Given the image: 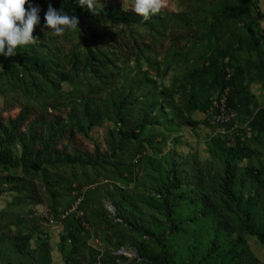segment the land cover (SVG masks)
<instances>
[{"label": "rangeland", "instance_id": "rangeland-1", "mask_svg": "<svg viewBox=\"0 0 264 264\" xmlns=\"http://www.w3.org/2000/svg\"><path fill=\"white\" fill-rule=\"evenodd\" d=\"M30 2L37 41L0 56V264H264V0H98L117 22L61 36L67 0Z\"/></svg>", "mask_w": 264, "mask_h": 264}, {"label": "clouds", "instance_id": "clouds-1", "mask_svg": "<svg viewBox=\"0 0 264 264\" xmlns=\"http://www.w3.org/2000/svg\"><path fill=\"white\" fill-rule=\"evenodd\" d=\"M77 3L94 13L98 0H77ZM162 6L163 0H133V11L145 19L158 14ZM40 11L30 0H0V56L13 57L18 48L37 41L33 32L40 25ZM44 19L43 27L51 30L46 33L53 36L80 29L78 16L69 15L63 8L57 10L51 4Z\"/></svg>", "mask_w": 264, "mask_h": 264}, {"label": "trees", "instance_id": "trees-1", "mask_svg": "<svg viewBox=\"0 0 264 264\" xmlns=\"http://www.w3.org/2000/svg\"><path fill=\"white\" fill-rule=\"evenodd\" d=\"M68 3V9H70L71 11H73L76 16L79 17L80 20V26H81V30L82 31H86V27H85V20L89 19L95 22H102V23H109V22H117L118 19L114 16H112L110 13H108L106 10H96L94 11V13L92 12H86L83 7H80L79 4H77L75 2V0H67ZM252 40L254 42H256V36L253 35ZM264 40V39H263ZM258 53H260V50H257ZM16 54L19 58H23L24 55L22 54L21 50L18 48L16 50ZM10 57H6V66L5 68L7 69V62L9 60ZM31 67L35 70L38 71L40 73L45 74V68L43 66V64H41L40 62L36 61V62H31ZM61 79L63 81L69 80L70 77L67 74H62ZM231 102H229V99H227V107L231 110H236L237 114H238V110L235 106H231L230 105ZM260 121L259 123L261 124V127L264 129V110H261L259 112V116ZM134 138H137L136 135H133ZM244 150V149H242ZM34 166L37 167V165L35 164ZM231 175L228 173L227 174V183L230 181ZM167 219L169 220V223L171 225H173L172 230L175 228L174 227V221L172 219V213L168 210L167 212ZM17 238H19V236H17ZM259 239L264 243V236L263 235H259ZM17 244V256H22L23 254H25V248L27 247L26 241L25 239H20L19 242L16 243ZM74 251L77 250V247L75 245L74 242ZM161 252H162V259H161V263L162 264H172V261L170 260V251L169 248L167 247V245H162L161 246ZM17 256L16 253L10 252V259H12L14 262L17 261Z\"/></svg>", "mask_w": 264, "mask_h": 264}, {"label": "built area", "instance_id": "built-area-1", "mask_svg": "<svg viewBox=\"0 0 264 264\" xmlns=\"http://www.w3.org/2000/svg\"><path fill=\"white\" fill-rule=\"evenodd\" d=\"M218 113L212 118V123L216 125H227L231 121V116L234 117L235 111L227 107V98L221 97L218 106Z\"/></svg>", "mask_w": 264, "mask_h": 264}]
</instances>
